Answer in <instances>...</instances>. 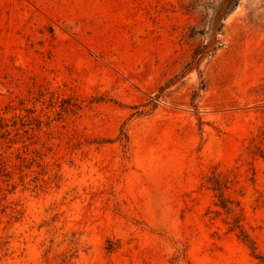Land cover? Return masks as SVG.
Segmentation results:
<instances>
[{
  "label": "rangeland",
  "instance_id": "obj_1",
  "mask_svg": "<svg viewBox=\"0 0 264 264\" xmlns=\"http://www.w3.org/2000/svg\"><path fill=\"white\" fill-rule=\"evenodd\" d=\"M0 264H264V0H0Z\"/></svg>",
  "mask_w": 264,
  "mask_h": 264
},
{
  "label": "trees",
  "instance_id": "obj_2",
  "mask_svg": "<svg viewBox=\"0 0 264 264\" xmlns=\"http://www.w3.org/2000/svg\"><path fill=\"white\" fill-rule=\"evenodd\" d=\"M221 206L222 207H226L227 206V203L224 201V202H221Z\"/></svg>",
  "mask_w": 264,
  "mask_h": 264
}]
</instances>
